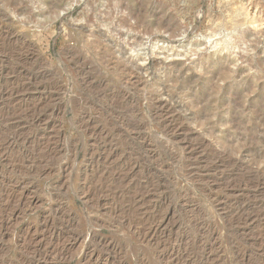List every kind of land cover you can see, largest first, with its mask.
Returning <instances> with one entry per match:
<instances>
[{"label": "rangeland", "instance_id": "374dc122", "mask_svg": "<svg viewBox=\"0 0 264 264\" xmlns=\"http://www.w3.org/2000/svg\"><path fill=\"white\" fill-rule=\"evenodd\" d=\"M230 112L264 137V0H0V264H264Z\"/></svg>", "mask_w": 264, "mask_h": 264}, {"label": "bare ground", "instance_id": "6f19581e", "mask_svg": "<svg viewBox=\"0 0 264 264\" xmlns=\"http://www.w3.org/2000/svg\"><path fill=\"white\" fill-rule=\"evenodd\" d=\"M242 41H247L246 32L237 31V32H229V33L223 34L219 41L220 47L215 48L212 51V53H210L211 62L213 63V65H216L219 63V57L221 56V53L224 50L226 51L225 54L230 56L233 53V49L236 47V45ZM246 52H248V49L246 50ZM214 56H216L215 59L213 58ZM242 58H244V62L246 63V65H252V63L257 61V60L256 61L254 60L253 54H246V56H243ZM239 69L240 68L238 67L237 70H234V71L230 70V71L232 73H237ZM222 70H223V67L220 66L217 72H221ZM227 72H229V70H227ZM241 72L242 71H240V73ZM226 106L231 111L232 107L228 103L226 104ZM263 118H264V114H261V115H258L257 119L258 121H262ZM227 123H228V129L232 130V133L230 135H235V137L233 138V136L228 135L227 138L222 140V143L226 145V149L235 150L239 153L246 152L251 156L252 160L260 161L261 158L257 157L255 154L259 153L258 151H261L264 149V137H262V135L260 134L263 132H260V128L258 126V123H256V120L255 122L253 120V122L251 123V126H247L242 120L237 119L234 116V114L230 112L229 120ZM229 136H230V139H229ZM218 143L221 144V141L220 142L218 141ZM262 160H264V158Z\"/></svg>", "mask_w": 264, "mask_h": 264}]
</instances>
